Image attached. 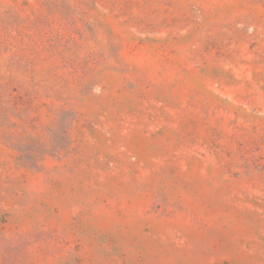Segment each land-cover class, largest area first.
<instances>
[{
  "label": "rangeland",
  "instance_id": "1",
  "mask_svg": "<svg viewBox=\"0 0 264 264\" xmlns=\"http://www.w3.org/2000/svg\"><path fill=\"white\" fill-rule=\"evenodd\" d=\"M0 264H264V0H0Z\"/></svg>",
  "mask_w": 264,
  "mask_h": 264
}]
</instances>
